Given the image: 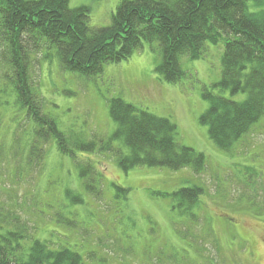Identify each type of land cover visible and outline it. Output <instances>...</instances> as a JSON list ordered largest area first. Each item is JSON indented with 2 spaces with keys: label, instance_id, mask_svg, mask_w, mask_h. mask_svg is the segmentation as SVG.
<instances>
[{
  "label": "rangeland",
  "instance_id": "rangeland-1",
  "mask_svg": "<svg viewBox=\"0 0 264 264\" xmlns=\"http://www.w3.org/2000/svg\"><path fill=\"white\" fill-rule=\"evenodd\" d=\"M119 1L70 0L69 6L89 7L90 24L106 26ZM222 50L221 42H207L201 58L180 57L186 75L175 85L155 71L156 42H143L91 77L62 69L54 49L45 50L44 60L42 49L32 54L40 105L63 132L87 140L111 136L116 124L108 103L120 97L168 117L179 143L205 156V169L196 174L189 167L124 171L112 156L77 151L96 168L106 166L95 178L96 194L55 145L31 149L25 111L0 78V221L24 226L51 249L77 252L82 264H264V119L230 152L220 150L198 121L207 105L202 88L220 77ZM114 144L127 152L121 142ZM193 185L203 192L188 214L181 213L167 194Z\"/></svg>",
  "mask_w": 264,
  "mask_h": 264
},
{
  "label": "trees",
  "instance_id": "trees-1",
  "mask_svg": "<svg viewBox=\"0 0 264 264\" xmlns=\"http://www.w3.org/2000/svg\"><path fill=\"white\" fill-rule=\"evenodd\" d=\"M69 2L0 0V78L25 111L31 149L38 144L46 150L55 145L75 163L89 192H95V178L106 166L99 163L100 169L96 168L89 158H78L77 151L112 156L124 171L138 166L189 167L196 174L205 169V156L179 143L177 126L168 117L120 97L108 103L116 124L111 136L87 140L75 132H63L43 112L33 80L32 54L41 49L43 60L45 50L54 49L62 69L91 77L101 73L105 64L127 59L143 42H156L160 62L155 71L161 80L175 85L186 75L180 57L199 59L207 42H221L220 77L202 88L207 105L199 123L207 127L209 139L227 152L262 123L264 0H120L106 26L91 25L89 7H70ZM114 141L121 142L127 152ZM202 192V187L193 185L167 195L181 213L188 214ZM0 264H82V258L68 248L51 249L45 241L32 239L24 226L8 227L1 222Z\"/></svg>",
  "mask_w": 264,
  "mask_h": 264
}]
</instances>
